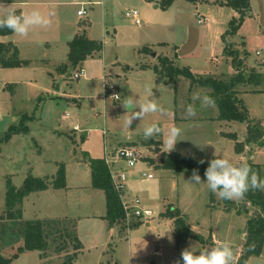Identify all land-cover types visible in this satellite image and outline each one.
<instances>
[{
  "label": "rangeland",
  "instance_id": "1",
  "mask_svg": "<svg viewBox=\"0 0 264 264\" xmlns=\"http://www.w3.org/2000/svg\"><path fill=\"white\" fill-rule=\"evenodd\" d=\"M109 1L114 2V13L105 18L101 16L102 4L92 5L93 9L84 5L88 14L82 16L76 14L80 5L74 4L23 7L26 13L40 11L49 23L33 26L26 36L13 32L9 38L18 44V57L26 63L0 67V214L5 209L8 178L17 188L23 186V191L27 175L52 179L62 164L65 186L25 194L22 218H60L62 227L68 224L70 232L75 228L83 247L72 264H177L178 260L182 264L181 253L190 246L199 254L200 249H211L222 242H231L235 264L246 239V221L256 214L257 206L242 197L232 200L236 208L229 207L205 182H191L192 174L187 170L176 172L159 166V157L163 151L204 160L207 165L214 158H226L235 165L250 161L259 167L258 179H264V144L252 142L236 153L235 140L244 139L246 123L219 119L215 104L201 107L199 101L194 104L196 116L187 117L186 107L193 103V94L204 95L210 89L190 87L189 79L181 75L172 80L157 74L153 66L159 63V55L167 53L173 55L176 66H188L197 75L229 77L234 68L231 55L223 52L227 45L258 70L264 61V0H249L244 15L220 4L221 0H173V6L160 4L158 8L143 0H103L105 6ZM128 9L137 11L139 23L126 14ZM4 11L0 6V15ZM198 15H206L212 22L207 24L206 17L198 22ZM187 27L193 28L191 33ZM74 33L100 39L103 44L98 53L76 66L66 59L68 43L63 41ZM176 44L183 45L178 56ZM79 67L84 75L73 78ZM245 69L247 77L251 68ZM103 77L119 84L120 100L104 95ZM7 82L15 83L13 94L11 87H4ZM145 86L153 89L164 110L133 120L128 127L123 105L131 96L143 97ZM247 87L242 83L235 86L240 90ZM258 88L264 89V82ZM237 98L248 117L264 130V90H248ZM75 122L79 128L76 131L72 128ZM149 124H157L163 132L145 138L143 131ZM173 125L180 126L183 133L169 151L162 139ZM10 126H26L27 130L1 142ZM126 144L139 154L135 165L128 167L125 160L117 159L111 167L126 172L128 188H138L133 194L152 214L130 216L127 223L122 220L110 226L100 215L106 211L104 192L91 185L89 158L84 151L92 157L108 158V151ZM148 157L156 164H147L143 159ZM143 172L152 177L143 176ZM168 204L181 211L190 232L200 235L201 240L189 237L176 243L172 220L161 215ZM4 223L11 225L9 220ZM71 223L75 227L71 228ZM61 241L58 235L55 240L50 237L44 256L38 250H24L12 264H59L73 252L70 239L65 250L56 251ZM22 243L16 240L0 252L11 256ZM246 264H264V260L253 255Z\"/></svg>",
  "mask_w": 264,
  "mask_h": 264
},
{
  "label": "trees",
  "instance_id": "2",
  "mask_svg": "<svg viewBox=\"0 0 264 264\" xmlns=\"http://www.w3.org/2000/svg\"><path fill=\"white\" fill-rule=\"evenodd\" d=\"M173 0H160L162 5L170 4ZM235 8L241 15H244L249 8V0H226L219 2ZM13 31L7 27L0 28V37L12 34ZM103 47L101 40L89 39L82 34H75L72 39L68 41L67 59L73 66L78 65L87 56L99 52ZM225 45L223 52L229 53L232 57L231 62L236 73L229 77L217 76H201L193 73L188 66H176L172 58L159 55V63L153 66V70L157 74H164L172 80L176 77L183 76L190 81V87L193 85L207 87L210 90L208 95L215 100V105L218 108V118L227 121H240L246 123V135L243 140H235L234 150L236 153H241L245 145L252 142L264 144L262 141L264 130L253 122L249 117L246 108L239 101L236 94L235 86L240 83H245L254 79L257 80L253 74L250 73L247 77L244 75L243 60L239 56L238 51L227 49ZM143 49V48H142ZM26 63L18 57V48L12 42L0 41V65L2 67H17ZM258 77V74L256 75ZM11 84L5 86L10 89ZM26 126H10L1 139V142H6L12 134L26 131ZM155 151H159L155 147ZM91 169V185L95 188L101 189L105 196L106 212L104 218L109 221L110 226L117 222L124 220V210L122 208L119 196L114 190L108 165L103 157H88ZM149 163H153V159H147ZM200 160L194 159L187 155H181L177 152H161L159 157V166L172 169L176 172L187 170L192 174L193 170H198L201 177H205V170L208 165L199 163ZM249 165L251 172L258 177L259 167L250 161L244 162ZM240 165V164H239ZM237 165V166H239ZM65 186L64 166L59 165L55 177H38L31 174L24 179V190L20 191L8 178L6 180L5 190V209L4 213L0 214V249L3 246H11L12 242L21 239L23 243L17 246V251L11 256H5L0 252V264H12L13 259L17 258L19 253L24 250H38L41 251V256H44L45 250L49 246V239L55 240L58 235L62 239L60 244L56 247V251L61 252L68 247L70 239L73 242V252L68 253L59 264H72L77 258L83 245L76 235L75 228L70 232L68 224L62 227V219L60 218H45V219H23L22 218V200L25 194L44 190L48 187L62 188ZM245 201L257 206V212L246 221V239L242 245V253L237 257L235 264H245L250 256L260 255L264 253V191L261 188L249 189L243 196ZM225 204L231 207L232 200H225ZM245 212L248 209L244 208ZM161 215L172 220L174 226V238L177 244L182 243L189 237L201 240L200 235L191 233L187 227L186 220L181 214V211L168 204L166 209L161 212ZM66 218V217H65ZM64 218V219H65ZM9 220L11 225L4 223ZM71 228L75 227L71 223ZM73 232V233H72Z\"/></svg>",
  "mask_w": 264,
  "mask_h": 264
},
{
  "label": "clouds",
  "instance_id": "3",
  "mask_svg": "<svg viewBox=\"0 0 264 264\" xmlns=\"http://www.w3.org/2000/svg\"><path fill=\"white\" fill-rule=\"evenodd\" d=\"M0 5H3L0 3ZM4 14L0 15V28L7 27L20 36H26L33 26H44L49 20L38 10L30 13L17 14L16 10L10 5L4 6ZM145 95L141 97L138 94L131 96L124 106L126 111V125L129 127L133 120H142L149 113L161 112L164 110L163 105L155 97L153 89L145 86ZM193 103L186 107V116H196V101H199L201 107H208L215 103L212 96L208 94L201 95L194 93L192 96ZM163 129L157 124H149L144 128L143 135L145 138H153L161 134ZM183 133V129L178 125H173L167 129L164 134L162 143L169 150H173ZM129 163H132L129 161ZM199 163H204L200 160ZM251 169L248 164L242 163L239 166L233 164L226 158L212 159L205 170L204 181L201 180L198 170H193L190 181L193 183L205 182L213 193H218L222 199L233 200L234 198H242L244 194L251 188L264 189V179H258L256 174L250 176ZM171 239V237H169ZM233 248L231 242H222L219 246L211 249L203 248L194 249L193 246L185 249L181 253L182 264H232ZM180 264V261H177Z\"/></svg>",
  "mask_w": 264,
  "mask_h": 264
},
{
  "label": "crops",
  "instance_id": "4",
  "mask_svg": "<svg viewBox=\"0 0 264 264\" xmlns=\"http://www.w3.org/2000/svg\"><path fill=\"white\" fill-rule=\"evenodd\" d=\"M145 3H148V2H150V3H153V7L154 8H158V7H160V0H143ZM221 1H223V0H221ZM225 2V1H224ZM0 3H2L3 5H0V6H5V5H7V6H12L15 10H16V12H17V14H20V13H26V10H25V8H23V7H25L26 5H34V6H45V5H47V6H64V5H67V4H74V5H80V8L81 7H83L84 5H85V7H86V5H89L90 7L89 8H91L92 7V5H98V4H102V5H104L103 7H102V9H101V16L103 17V18H105L106 17V15H108L109 13L110 14H112V13H114V2L113 1H109L108 3H107V5L105 6V2H103V0H0ZM27 3V4H26ZM172 4H171V6H173V1L171 2ZM80 8H78V9H80ZM86 8H88V7H86ZM88 8V9H89ZM77 9V10H78ZM92 9H93V7H92ZM77 10H76V14H77ZM58 12V11H57ZM61 12H63V10L61 9ZM86 14H88V11L86 12ZM78 16H82V15H79V14H77ZM90 17V16H89ZM205 17H206V19H207V24H208V21L210 22H212V20L209 18V17H207L206 15H205ZM192 27H187L186 28V31H188L189 33H191V31H192ZM13 34V33H12ZM12 34H9V35H5V36H1L0 37V41L1 42H12L14 45H16V47L18 48V56H19V54H20V48H19V46H18V44H15L13 41H11V39L9 38V36L10 35H12ZM75 34V33H74ZM74 34L73 35H71V36H69V38H63V41H65L66 42V44L68 43V41L70 40V39H72V37L74 36ZM220 34V33H219ZM218 34V35H219ZM94 38V37H93ZM93 38H90L89 37V39H93ZM95 40H100V39H95ZM102 41V40H101ZM181 47H183V45L181 46V44L180 45H178V44H176V48H178V50H177V56L179 55V52L181 51ZM184 47H186V46H184ZM190 49V48H189ZM68 53V52H67ZM67 53H66V56H67ZM95 53H98V52H95ZM258 53V52H257ZM94 54V53H93ZM92 55V54H91ZM161 56H167L168 58H172V60H173V55L171 54H161ZM242 58V57H241ZM66 59H67V57H66ZM21 60H25V59H21ZM242 60H243V70H246L245 68L246 67H248V68H251V73L253 72L252 70H254V69H252V68H258V67H254L255 65H253V64H249V63H247L243 58H242ZM81 63V62H80ZM79 63V64H80ZM262 63L263 64H261V65H259L260 67H259V69L258 70H254L255 71V77H253V78H255L256 80H257V82H254V79H252L251 81H248V82H245V83H242V84H245L246 86H248L247 87V89H243V90H240V89H236V91H237V94H236V96H238V94H240V93H243V92H246V91H248V90H252V91H255V90H264V89H260V88H258V86L262 83V82H264V73L262 72V68H263V66H264V61H262ZM0 67H1V65H0ZM3 68H14V67H3ZM190 68V67H189ZM190 70L193 72V73H195V74H197V72H195L194 70H192L191 68H190ZM234 73H236V70L235 69H233L232 70V72H231V74L233 75ZM230 74V75H231ZM258 74V77L256 76ZM229 75V76H230ZM221 77H225V74H224V76H221ZM160 80H163L162 78L160 79ZM114 84V85H116V87H117V90H118V94L120 93V91H119V84L118 83H116L115 81H112V79L111 78H105V77H103V91H104V88H105V85H107V84ZM8 84H11V88H12V91H11V94H13L14 92H15V88L13 87L14 86V84L15 83H13V82H7L5 85H4V87L6 86V85H8ZM253 84H255L256 85V88H252L251 87V85H253ZM104 95H105V92H104ZM120 95V94H119ZM106 96V95H105ZM120 98H121V96H120ZM112 100H114L113 98H112ZM120 100V99H119ZM114 101H118V100H114ZM217 114H218V112H217ZM73 130H78L79 128H78V124L75 122V123H73ZM75 134V133H74ZM83 137H84V135L82 134L81 135V140L83 139ZM74 139V138H73ZM75 141V140H74ZM76 142V141H75ZM123 146H131V145H129V144H126V145H123ZM123 146H121V147H123ZM160 147V146H159ZM113 151V150H112ZM158 153V152H157ZM84 154H87L88 155V157H92L91 155L89 156V154L86 152V151H84ZM146 156V155H145ZM98 157H101V156H98ZM144 157V156H143ZM104 158V157H103ZM149 158V157H148ZM147 164H149V165H152L151 163H149V161L147 160V159H143ZM154 164H156V163H154ZM129 182H130V180H129ZM93 188V187H92ZM136 189H138L136 186L134 187V190H133V187L131 188V186L129 187V188H127V191H128V195L130 196L131 194L132 195H134L133 193H136L135 192V190ZM104 198H105V196H104ZM237 208H238V206H237ZM247 208V207H246ZM236 210V209H235ZM106 212V211H105ZM105 212L104 213H101L100 215H105ZM249 213V212H248ZM112 230V227H110L109 226V231H111ZM242 245V244H241ZM239 246V245H238ZM81 251H82V249H81ZM80 251V252H81ZM241 251V247L239 248V252ZM79 252V253H80ZM239 252H238V254H239ZM78 253V254H79ZM238 254H237V256H238ZM78 256V255H77ZM237 256L235 257V260H236V258H237ZM253 256H250L249 258H248V260L249 259H251ZM257 257H261L262 258V260H264V253H261L260 255H257ZM247 260V261H248ZM247 263V262H246ZM245 263V264H246Z\"/></svg>",
  "mask_w": 264,
  "mask_h": 264
},
{
  "label": "built area",
  "instance_id": "5",
  "mask_svg": "<svg viewBox=\"0 0 264 264\" xmlns=\"http://www.w3.org/2000/svg\"><path fill=\"white\" fill-rule=\"evenodd\" d=\"M86 9L84 7H81L77 10V14L83 15L86 14ZM126 14L133 17V20L135 23H139V20L137 18V11L136 10H129L126 11ZM205 16L198 15V22H202L206 20L204 18ZM204 19V20H203ZM84 75V69L82 67H79L78 71H75L73 73V78H79L80 76ZM105 95H109L114 100H119L120 95L118 94V90L116 85L114 84H107L104 88ZM108 158H104L110 172V177L112 181V185L114 190L117 192L122 208L124 210V220L127 223L128 218L130 216H149L152 214L151 210L149 208H145L140 206V198L137 195L129 196L128 195V180H127V174L123 169H113L111 167V164H113L117 159H123L126 162V165L128 167H132L135 165L136 160L138 157V152L131 146H123L120 148H115L113 151L107 152ZM131 161L132 163H129ZM143 176H146L148 178L152 177L151 173H142ZM130 197V198H129Z\"/></svg>",
  "mask_w": 264,
  "mask_h": 264
},
{
  "label": "water",
  "instance_id": "6",
  "mask_svg": "<svg viewBox=\"0 0 264 264\" xmlns=\"http://www.w3.org/2000/svg\"><path fill=\"white\" fill-rule=\"evenodd\" d=\"M22 189H23V186H22L19 190L22 191ZM231 206H232L233 208H236V204H231Z\"/></svg>",
  "mask_w": 264,
  "mask_h": 264
}]
</instances>
